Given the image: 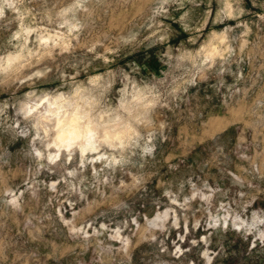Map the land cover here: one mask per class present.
Instances as JSON below:
<instances>
[{
	"label": "rangeland",
	"instance_id": "1",
	"mask_svg": "<svg viewBox=\"0 0 264 264\" xmlns=\"http://www.w3.org/2000/svg\"><path fill=\"white\" fill-rule=\"evenodd\" d=\"M0 264H264V0H0Z\"/></svg>",
	"mask_w": 264,
	"mask_h": 264
},
{
	"label": "clouds",
	"instance_id": "2",
	"mask_svg": "<svg viewBox=\"0 0 264 264\" xmlns=\"http://www.w3.org/2000/svg\"><path fill=\"white\" fill-rule=\"evenodd\" d=\"M77 95H79V92L77 93ZM60 99L64 100V103L68 104L69 107L72 106V102L69 103V101L65 100L63 97H61ZM78 111H79V110H78ZM74 118H75L76 120H85V119L88 118V114L85 113L83 116H75V114H74Z\"/></svg>",
	"mask_w": 264,
	"mask_h": 264
},
{
	"label": "bare ground",
	"instance_id": "3",
	"mask_svg": "<svg viewBox=\"0 0 264 264\" xmlns=\"http://www.w3.org/2000/svg\"><path fill=\"white\" fill-rule=\"evenodd\" d=\"M71 126H72V125H71ZM76 128H77V127H76ZM71 130H72V127H71ZM60 131H61V130H60ZM68 131H69V130H68ZM76 131H77V130H76ZM74 132H75V131H74ZM66 133H67V132H66ZM68 133L70 134V132H68ZM71 133H73V132H71ZM75 133H76V132H75ZM75 133H74V134H75ZM74 134H73V135H74ZM80 134H81V133H80ZM76 135H77V134H76ZM69 136H70V135H69ZM72 137H73V136H72ZM60 140H62V139H60ZM70 140H71V137L68 138V141H70ZM69 143H70V142H69Z\"/></svg>",
	"mask_w": 264,
	"mask_h": 264
}]
</instances>
